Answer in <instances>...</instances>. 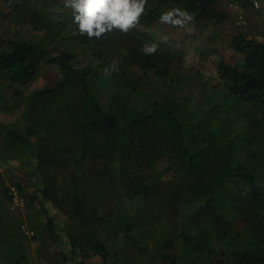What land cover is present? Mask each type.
<instances>
[{"label": "trees", "instance_id": "16d2710c", "mask_svg": "<svg viewBox=\"0 0 264 264\" xmlns=\"http://www.w3.org/2000/svg\"><path fill=\"white\" fill-rule=\"evenodd\" d=\"M6 1L19 3L17 24L43 37L0 39V111L22 108L24 120L0 122V161L33 172L28 197L52 243L68 246L62 260L107 264L102 232L136 245L164 222V264H264V40L234 36L238 60L216 63L208 80L185 68L188 46L160 38L158 21L179 7L197 27L223 23L219 0H149L129 32L99 39L81 35L65 0L54 8ZM153 41L156 53L145 55ZM44 66L56 67L60 80L24 95ZM10 88L22 104L9 106ZM2 182L0 174V257L32 264L23 242L4 237L11 229L1 205L10 197ZM46 204L75 222L67 241Z\"/></svg>", "mask_w": 264, "mask_h": 264}, {"label": "rangeland", "instance_id": "374dc122", "mask_svg": "<svg viewBox=\"0 0 264 264\" xmlns=\"http://www.w3.org/2000/svg\"><path fill=\"white\" fill-rule=\"evenodd\" d=\"M27 1L28 3L33 2L38 7L45 5L51 8L55 7L56 2V0ZM247 3L243 7L237 0H219L221 10L228 15L227 21L208 28H200L193 24L187 28L177 29L160 24V38L163 37L174 42L180 41L185 46L187 45V50L184 49L186 50L184 55L185 68L194 71L198 69L206 79L214 80L217 77L216 63L220 61L233 63L238 60V55L231 48L234 36L244 35L251 39L264 40V1L258 9L248 0ZM18 5L19 3L15 1L9 3L6 0H0V39H41L43 33L35 30L30 24L16 23L14 11L15 6ZM59 80L60 72L56 67L44 66L36 79L24 91V95L47 87L51 88ZM200 87L202 88V85H199L198 88ZM14 93L15 88H10L6 92L8 104L11 107L22 104L21 98L16 97ZM0 107L6 109V104L0 103ZM21 110L22 108L14 112L0 111V122L23 127L24 120ZM0 174L2 183L9 188L8 195L12 188H16L19 196L24 199V205H15V207L11 198L7 202L2 200L1 206L4 213L1 223L4 227L11 229L4 234V237L12 242H23L26 246L28 259L32 264H103L98 257L77 259L76 262L65 263L60 253L61 251L69 253L68 246L64 245L63 242L60 245L52 243L44 231L45 216H43L38 203L28 197V193L34 191L32 185L33 172L23 162L0 161ZM14 184H20L23 192ZM45 206L55 219L59 235L67 241V232H74L75 222L52 205L46 204ZM132 207L131 209L128 207V209L135 210ZM152 229L150 237L141 240L140 244L136 243V245L126 243L122 236L117 238L113 232H102L101 237L107 242L110 250V258L107 264H164L163 257L166 254V249L161 244L164 236L167 235L166 223L162 222ZM5 243H7L6 240ZM8 244L2 247L9 249ZM173 253L180 258L179 250L173 251ZM115 258L119 260L115 261ZM0 264H11V262L2 256L0 257Z\"/></svg>", "mask_w": 264, "mask_h": 264}, {"label": "clouds", "instance_id": "9594fccd", "mask_svg": "<svg viewBox=\"0 0 264 264\" xmlns=\"http://www.w3.org/2000/svg\"><path fill=\"white\" fill-rule=\"evenodd\" d=\"M149 0H65V6L73 10V23L81 35L89 39L101 38L103 34L119 30L129 32L139 24L145 14ZM194 15L179 7H173L159 15V24L183 29L194 23ZM158 45L145 43L141 51L145 55L156 53ZM115 68V65H113ZM105 74L108 70L105 69Z\"/></svg>", "mask_w": 264, "mask_h": 264}, {"label": "built area", "instance_id": "2783aa9c", "mask_svg": "<svg viewBox=\"0 0 264 264\" xmlns=\"http://www.w3.org/2000/svg\"><path fill=\"white\" fill-rule=\"evenodd\" d=\"M248 1L251 2L252 5H253L255 8L258 9V8L261 7L262 2H263L264 0H248ZM9 195H10L11 200H12L13 203H14V207H15V205H17V206H19V205H24V199L21 198V197L19 196V193H18V191L16 190V188H12L11 191H10V193H9Z\"/></svg>", "mask_w": 264, "mask_h": 264}, {"label": "crops", "instance_id": "0c3cea01", "mask_svg": "<svg viewBox=\"0 0 264 264\" xmlns=\"http://www.w3.org/2000/svg\"><path fill=\"white\" fill-rule=\"evenodd\" d=\"M260 39H263V38H260ZM261 41H263V40H261Z\"/></svg>", "mask_w": 264, "mask_h": 264}]
</instances>
